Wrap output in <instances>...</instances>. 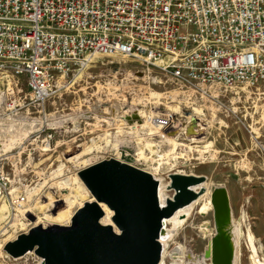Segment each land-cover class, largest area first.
<instances>
[{"label": "rangeland", "instance_id": "rangeland-1", "mask_svg": "<svg viewBox=\"0 0 264 264\" xmlns=\"http://www.w3.org/2000/svg\"><path fill=\"white\" fill-rule=\"evenodd\" d=\"M120 69L135 74V77L118 73ZM58 82L59 85L45 104L32 108L25 80L21 79L19 87L16 88L13 83H7L6 79H0V117L3 119L15 113L18 117L25 116L27 122L32 121L33 125L39 124L36 130L40 129L26 136L14 134V131L13 134L0 136V157L12 182L10 195L0 202V205L9 207V214L0 208L5 216L8 215L0 221V244L6 240L2 251L18 236L29 234L33 228H22L19 222L12 227L16 218L27 223L26 215L23 216L22 212L17 213L13 209L12 199L23 197L31 204L38 201L43 203L46 200L42 194H47V188L42 189L44 181L47 186L54 185L72 177L73 174L78 176V173L85 169L77 170V164L75 165L72 158L78 155H81L80 161L97 157L101 158L98 162L116 160L138 168L134 162L119 158L120 152L127 154L130 160L138 159L139 156L148 158L152 169L146 172L151 174L153 179L160 176L167 183H171L170 176L181 172L179 175L204 177L200 180L202 183L225 186L230 193L234 222L242 224L241 227L245 231L239 247L240 264H254L246 239L249 229L260 253L258 261L261 259L264 263V89L255 92L245 90L241 85L226 89L219 86L201 88L181 84L166 77L156 68L123 57H97L86 69L63 79L58 78ZM4 93L9 99L6 100L7 96L3 97ZM9 104L12 107L5 110L4 116L2 111ZM195 109L200 110L210 121L207 141L214 145L204 149L205 143L183 139L184 146L178 148L176 154L172 153L173 155L165 159L153 157V153L144 143L145 138H157L149 129L154 126L153 120L163 118L160 115L162 114L186 122L187 116L195 115L191 130L196 131L200 121L197 120L199 118ZM139 111L143 113L141 116ZM20 123L17 121L15 125L20 127ZM146 126L149 128H145ZM178 131L173 130L168 136ZM140 143L143 144L141 147ZM98 162H92L90 166ZM162 165H173V168L161 172ZM61 167L64 172L53 180L52 176L54 177V173ZM174 194L175 191H169L170 197ZM67 202H71L70 199ZM63 206L64 204L60 203L58 208ZM34 210L33 215L36 217ZM55 212L57 211L53 213ZM187 221V227H180L177 231L178 241L187 245L196 255H202L208 245V238H204L200 231L190 225L205 221L213 223V213L205 216L195 213ZM42 222L44 224L38 227L49 228L51 226L48 225L61 223ZM68 225H71V221L65 226ZM116 230L114 227V231ZM3 253L5 254L2 256L0 254V264H7L5 255L8 253L5 250Z\"/></svg>", "mask_w": 264, "mask_h": 264}, {"label": "built area", "instance_id": "built-area-1", "mask_svg": "<svg viewBox=\"0 0 264 264\" xmlns=\"http://www.w3.org/2000/svg\"><path fill=\"white\" fill-rule=\"evenodd\" d=\"M95 56L134 60L181 84L259 92L264 0H0V79L16 88L25 80L32 108ZM11 186L0 157V202ZM5 257L46 264L36 249Z\"/></svg>", "mask_w": 264, "mask_h": 264}, {"label": "bare ground", "instance_id": "bare-ground-1", "mask_svg": "<svg viewBox=\"0 0 264 264\" xmlns=\"http://www.w3.org/2000/svg\"><path fill=\"white\" fill-rule=\"evenodd\" d=\"M97 57L98 56H95L93 58L92 63L94 62V60L97 59ZM113 58H116V57H113ZM118 73H123L125 75H131V76L135 75V74H131L130 72L123 70V69H120L118 71ZM1 94H2V92L0 91V95ZM5 96H7V95H5V93H4L3 97H5ZM7 98L9 99L8 96L6 97V100H7ZM9 106L4 107V110L2 111L3 112L2 114L4 116L6 115V113H4L5 110L9 109V108L11 109V107H12L10 104H9ZM0 110H2V109H0ZM115 110L116 109H114V111ZM195 110H196V115L199 118L197 120L200 121L198 126H197L196 131L191 130V126H192V122H193L192 120H193V117H195V115L187 116L188 118H187L186 122H181L180 120H176V119H174V116L162 115V114H160V115L163 116V118H157L158 120L152 119L155 122V123H153L154 126L152 124L151 126H153V127L149 128L146 126L145 128H149L152 131V134L156 135L157 138H154V139L145 138L144 143H145V147H148V150H150L151 153H153V157L156 156V158L162 157L161 159H165L168 156H170L172 153L176 154L175 153L176 150L178 148H180L181 146H184V144L182 143L183 139H187L190 142H194V143H205V146L203 147L204 149L212 147L213 143L212 142L210 143L207 141V139L209 140L208 130L210 128L209 127L210 121L206 119V116L200 110H197V109H195ZM16 113H18V112H16ZM119 114L120 113H118V115ZM138 114L140 115L143 113L140 112ZM149 114H151V113H149ZM145 115H147V113ZM156 117H158V116L156 115ZM17 118H18V120H17ZM115 119L113 121H115ZM19 120H21V121H19ZM27 120L28 119H26L25 116L24 117H22V116L18 117V114H15V113L13 116L11 115V116H8V117L3 118V119L1 118L0 119V136H4L7 133H12L13 131L15 132L14 134H20L23 136H26L27 134L30 135L29 133L35 132V130L39 124L33 125L32 121L27 122ZM147 120H148V118H147ZM147 120H145L146 123H147ZM17 121L21 122L19 125L20 127H17V125H15L17 123ZM153 121H148V122H153ZM219 122H221V121H219ZM142 124H144V123H142ZM148 125H149V123H148ZM170 125H172L171 128L167 127ZM163 126H165V127H163ZM134 127H135V125H134ZM12 128H13V130H12ZM14 128H16V130ZM141 128H142V126H141ZM38 130L40 131V129H37L36 131H38ZM150 130H148L150 132L149 134L152 135ZM173 130H179V131L176 132L172 136H168V134ZM135 132H137V131H135ZM140 134H141V132L138 135H140ZM144 134H142V135H144ZM194 134H196V135H194ZM197 134H201V135H197ZM142 135L140 137L141 139L143 137ZM137 138H138V136H137ZM138 140H139V138H138ZM134 145H136V144H134ZM140 145H141V143L139 144V146ZM0 146H1V144H0ZM144 150L142 152H144ZM85 153H86V150H85ZM85 153L82 152V154H85ZM202 153H204V151ZM141 155H143V154H141ZM176 156H172V157H176ZM118 157L123 158L129 162H134V164H136L139 169H141L145 172L147 170L151 171V169H152L151 164H149L151 162L148 161L147 160L148 158L146 159V157H144V156H139V157L137 156L138 159L130 160L128 158L127 154L125 155V153L118 152ZM80 158H81V155H78V156L72 158V160L75 162V165L77 164L76 165L78 167V169L76 168L77 170H79V169L82 170V168L86 169V167L88 168V166L90 167V165L93 164L92 162H98L99 161L98 159H101V158L93 157V158L87 159L85 161H80ZM120 161H122V160L120 159ZM161 161H163V160H161ZM162 163L164 164V162H162ZM158 164H160V163H158ZM166 165H167V163H166ZM173 165H169L167 167H164V165H162V168H160V171L165 172V171H168L170 169L172 170ZM156 171H157V169H156ZM63 172H64V168L63 167L59 168L57 173H54V177L52 176L53 180L58 178V176H60ZM180 173L181 172H179V173L177 172V173H174L172 175H176V174H180ZM190 176H193V175H190ZM194 177H197V176H194ZM67 178L68 179L63 180L62 182L58 181L56 184L50 185V186H47L46 182L44 181L43 182L44 184H42V187H43L42 189L47 188V194L46 195L42 194V197L46 201H44L41 204L39 203V201L36 204H31L30 202L26 201L25 199H24V202L22 203L21 201L20 202L16 201L15 200L16 198H14V200H15L14 203H16V204L14 206L15 209L14 208L13 209L17 213L22 212L23 214H26L27 223L20 222L16 218L14 220V224L12 222V227L16 226V224H17L16 222H19V224L22 228H25L28 230V229H30V227L41 226V224H44V222H42V221H48L49 223H56V222L60 223L61 222L60 224H54V225L65 226L72 220V218L76 214V212L86 202L94 201V199L92 198V196L88 192L87 188L81 182V180L79 179V177L76 174H73L72 177H70V178L67 177ZM197 178H200V177H197ZM155 180L158 182V191H157L158 201H159L161 206H165L169 200L173 199V197H170V195H169V191L172 190L170 187L171 183H167L166 181H164V178L160 177V176L156 177ZM40 186H39V188H40ZM191 190L197 196V198L192 199L189 202V204H187L183 208H180L171 217L165 218L162 222V230H161L160 240H159L160 245H161L159 264H216L215 252L222 254V256L226 257L229 260L230 264H240L239 247H240V243L242 242L241 240H242L243 232L245 233V231H243V229L241 227L242 224H240L238 222L236 223V221L234 222V215H233V210H232V206H231V198H230L229 191L227 190V188L225 186H215L214 184L207 183V182L196 184L193 187H191ZM69 199L71 202H67V200H69ZM64 200H65V202H63ZM60 203H63L64 206L59 209L58 205ZM0 208L3 209L7 214H9V207L8 206L0 205ZM102 208L105 212V216L101 219V224H103L104 226L112 225L113 224L112 223L113 213L110 210H108L104 205H102ZM33 209L36 210V214H35L36 215V221L35 222H32L30 219L27 218V215L29 213H32V214L34 213ZM55 210L57 212L53 213ZM4 211H2V212L0 211V216H1L0 221H2L3 219L6 218V216H8V215H6V216L4 215ZM195 213H197L198 215H202V216L210 215L211 213H213V219H214L213 223L210 221H205V222L198 224V225H195L193 223L190 225L191 228L200 231V233L203 235L204 238H208V241H209L208 245L205 247L204 253L202 255H196L192 250L187 248V245L180 243L178 241V237H177L178 236L177 231L179 230V228L180 227L186 228L187 222H188L187 220L192 218ZM12 214H10V215H12ZM16 216L17 215H15V217ZM240 219H242V218L240 217ZM44 226H46V225H44ZM48 226H53V224L48 225ZM115 232L118 233L117 230ZM4 233H5V231H4ZM7 236H9V235H7ZM10 236H12V235H10ZM246 239L248 242L249 251L251 253V259L254 262V264H264L261 261V259L258 261L260 253H259V250L256 248L258 246L255 245V238H254L252 231H250V229L248 230V234L246 236ZM5 241L6 240H4L0 244L1 256L3 254H5L2 251V246L5 244L4 243ZM261 255H262V253H261ZM260 257H262V256H260Z\"/></svg>", "mask_w": 264, "mask_h": 264}, {"label": "water", "instance_id": "water-1", "mask_svg": "<svg viewBox=\"0 0 264 264\" xmlns=\"http://www.w3.org/2000/svg\"><path fill=\"white\" fill-rule=\"evenodd\" d=\"M107 161H101L98 162L78 173V177L81 180V182L85 185L88 192L94 199L92 202H86L73 216L71 220V225L68 226H60V225H53L49 228H43V227H33L29 234H23L18 236V238L12 242L6 245L5 251L11 255L12 257H20L27 253L28 251H32L36 249V254L40 257L45 259L46 264H114L113 259L114 255L118 254V246L110 241V239H105L101 237H97L96 232L97 229L92 222V219L96 217V212L91 211L90 207H98L100 210V216L98 218V225L112 229V232L116 235H120L122 233V228L119 226V224L116 222V214H117V208L118 206L126 210L128 197H126V193L124 190L119 186L120 180L118 181L119 185L113 184L115 181L112 179L106 180V177H113V174H109L106 176H103L104 174L101 173L102 171H106L101 165L106 163ZM131 168H133L136 172L143 173L145 175H148L152 178L151 174L148 172H145L143 170H140L138 168H135L133 166L127 165ZM103 167V168H100ZM100 168V169H99ZM134 175L132 176L131 180L128 182L130 189L132 190V186L134 189L137 187V190L134 191L130 195V200H134V202L130 203L132 208H136L138 206L137 201H141V199H145L147 203V209L149 210L150 206L152 205L153 195L155 196V201L157 203V206L159 210H169L171 206L177 205V207L172 211V213L168 216L161 217L159 220V226L156 230V225L151 229V226L142 229L141 222L142 217L139 215V212L136 210H132V212L129 209L126 210V212L132 217V222L129 221L127 227L130 229H133L132 231V237L136 239L138 248H141V246H148L149 245V238L156 234V242L159 246L158 249V256L154 257V251L150 255H148L145 260L142 259V257L139 258V260L136 262V264H159L160 262V234L162 230V222L165 218L171 217L177 210L180 208H183L192 199L197 198V196L192 192L191 187H193L196 184L202 183L200 181L203 178H197L194 176H186V175H171V189L175 191V194L173 196V199L169 200L165 206H161L158 201V182L152 178L153 182L155 183V188L152 191V189L147 186V189L143 188V183L138 184L139 178H137ZM137 178V179H136ZM113 184V185H112ZM143 184V185H142ZM147 185V184H146ZM112 186V187H111ZM145 186V185H144ZM120 189V190H119ZM185 193H188L190 196L184 199L182 196H184ZM152 199V200H151ZM143 203V201H141ZM102 205H104L108 210H110L113 213L112 216V223L113 226H104L101 224V219L105 216V212L102 208ZM83 212L82 218L80 220V224L77 227L76 231H68L71 230L75 224L76 218L80 215V213ZM135 213V214H134ZM95 214V215H94ZM27 218L30 219L32 222L36 221V217L29 213L27 215ZM146 218L149 219V213H146ZM146 219V220H147ZM155 220V218H153ZM147 225V224H146ZM114 227L118 230V233L114 231ZM142 229V230H141ZM39 231H42L41 233H38ZM38 233V234H37ZM97 237L98 241L101 243H104V248L102 249L103 245H98L97 249L90 247L87 241L91 237ZM24 237H29L30 240L27 243V246L24 248V253L13 256L10 252H8V248L11 245L17 244L20 239ZM79 243L81 246H79ZM35 244L33 249L31 247ZM152 252V251H151ZM77 254V256H76ZM95 254V256H94ZM80 255V257H79ZM76 257V258H75ZM76 259V261H75ZM141 260V261H140ZM144 262V263H143ZM215 262L216 264H230L229 260L222 256V254H219L215 252ZM116 264V263H115Z\"/></svg>", "mask_w": 264, "mask_h": 264}, {"label": "trees", "instance_id": "trees-1", "mask_svg": "<svg viewBox=\"0 0 264 264\" xmlns=\"http://www.w3.org/2000/svg\"><path fill=\"white\" fill-rule=\"evenodd\" d=\"M103 167H105L104 169L106 171H102L101 173H103V176L109 175V174H113V177H106V180H110L112 181V179L115 181L113 184L115 185H119L118 181L120 180V187L124 190V192L126 193V197H128V202L127 203V209L130 208V210H136L139 212V215L142 217V229H148L151 226V229L156 225V230L159 226V220L161 217H165L168 216L172 213V211L177 207V205H173L171 206V208L169 210H165V211H161L159 210L157 203L155 201V196L153 195V200H152V205L150 206L149 210L147 209V203L145 201V199H141V201H143V203H141V201H137L138 206L136 208H132L130 205V203L134 202V200H130V195L137 190V187L134 189V187L132 186V190L130 189L131 187L129 186V181L131 180L132 176H134L135 174L138 175L136 176L138 181V184L143 183V188L147 189V186H149L152 191L155 188V183L153 182L152 178L148 175H145L143 173L140 172H136L133 168L126 166L125 164H121L119 163V161L116 160H110L107 161L106 163H104L103 165H101ZM100 167V168H103ZM99 168V169H100ZM113 182V181H112ZM112 184V185H113ZM147 184V185H146ZM112 187V186H111ZM120 190V189H119ZM190 195L188 193H185L184 196H182L184 199H186L187 197H189ZM91 211H95L96 213V217L94 218V220L92 219V222L94 223L96 229L98 232H96L97 237H101L103 238V240L105 239H110V241L114 244H116L118 246V254L114 255V259L113 262L114 264H136V262L139 260L140 257H142L143 260H145V258L150 255L151 253H153L154 251V257L158 256V249L159 246L156 242V234L152 235L149 238V245L148 246H141V248H138L136 239L134 237H132V231L133 229H130L129 227H127L126 225H128L129 221L132 222V215L130 216L126 210L121 209L119 206L117 208V214H116V222L119 224V226L122 228V233L120 235H116L112 232V229L109 228H104L100 225H98V218L100 216V210L98 209V207H90ZM134 212V211H132ZM146 213H149V219L146 218ZM94 214V215H95ZM135 214V213H134ZM83 212L80 213V215L76 218L75 224L73 226V228L71 230H68L70 232L72 231H76L78 225L80 224V220L82 218ZM155 218V220L153 219ZM147 219V220H146ZM150 223V225H149ZM147 224V225H146ZM149 225V227H148ZM141 229V230H142ZM150 229V228H149ZM42 231H39L38 233H41ZM37 233V234H38ZM97 237H91L89 239V241H87V243L89 244V246L94 249H97L98 245H103L102 249L104 248V243L103 242H99ZM30 240L29 237H24L22 239H20V241L17 244L11 245L8 248V252H10L13 256H17L20 255L22 253H24V248L27 246L28 241ZM35 246V244L31 247V249H33V247ZM79 246L80 243H79ZM152 251V252H151ZM77 256V254H76ZM95 256V254H94ZM80 257V255H79ZM76 258V257H75ZM76 261V259H75ZM141 261V260H140ZM144 263V262H143Z\"/></svg>", "mask_w": 264, "mask_h": 264}]
</instances>
